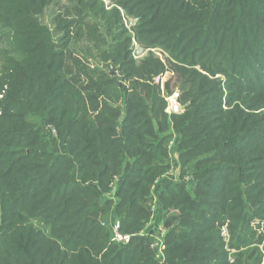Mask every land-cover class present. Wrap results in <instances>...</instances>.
Wrapping results in <instances>:
<instances>
[{"label":"trees","instance_id":"16d2710c","mask_svg":"<svg viewBox=\"0 0 264 264\" xmlns=\"http://www.w3.org/2000/svg\"><path fill=\"white\" fill-rule=\"evenodd\" d=\"M47 2L0 0L7 32L0 49V264H160L153 238L140 232L150 218L152 182L169 168V127L179 136V164L194 179L190 190L183 179L159 194L167 229L162 264L264 261L256 229L264 218V0H116L139 16L147 46L174 62L184 106L170 115L146 79L163 69L159 60L135 66L129 37L116 34L101 58L119 67L129 87L71 51L83 20L56 16L65 30L57 42L40 28L37 14ZM38 118L56 126L62 153L48 149ZM118 176L112 208L119 231L130 235L121 246L101 220L112 205L102 198ZM225 212L236 221L231 258L205 237ZM249 221L255 225L241 237Z\"/></svg>","mask_w":264,"mask_h":264},{"label":"rangeland","instance_id":"374dc122","mask_svg":"<svg viewBox=\"0 0 264 264\" xmlns=\"http://www.w3.org/2000/svg\"><path fill=\"white\" fill-rule=\"evenodd\" d=\"M91 1H96V4H93L92 8H87V5L91 4ZM77 10L81 11L78 13ZM103 10V11H101ZM115 10L118 12L117 21ZM60 15L62 21L64 19L72 20H83V27H81V35L78 37H73L69 47L71 51L75 54H78L84 59H87L90 63L98 65L97 67L103 66L105 72L114 73L113 75L118 80H122L126 85H130V80H124L122 78V73L117 65L112 64L111 62H104L101 58V53L107 47V44L112 43L113 37L121 32V38L129 37V44L127 47L130 51L131 57L134 60L135 66H140L144 60L152 56L155 59L159 60L163 69L157 73H152L151 76L146 79L149 84L154 85L159 90V94L162 99L165 101L164 113L166 107L165 98L170 95L173 91H179L182 94V90L178 87V80L173 69V61L169 57L166 51L161 47H150L147 46L145 41L142 40L141 36L138 35L137 29L139 27V16L136 14L131 15L127 14L126 10L119 7L116 4V0H48V2L40 9L37 14V21L41 29L49 32L50 36L55 39L61 36L65 30L58 29L64 22H57L55 17ZM110 23V28H108L107 23ZM79 27V24L75 25L72 29L74 31L75 27ZM57 29V30H56ZM14 33V31L12 30ZM7 32L0 27V49L4 48L7 43ZM4 35V36H2ZM3 37V38H1ZM58 41V40H57ZM56 41V42H57ZM5 62V58L0 56V70L2 71V66ZM100 63L102 65L99 66ZM106 63V64H105ZM198 69V67H196ZM220 81H224V76H216ZM130 87V86H129ZM6 90V87H5ZM5 92L2 91L1 94ZM181 94L179 98L180 104L184 106V103L180 101ZM2 98V96H0ZM169 115V114H167ZM35 120V119H34ZM36 129L40 130L41 133H45L47 137V147L49 150L54 152L62 153L63 152V143L58 137L57 128L55 125L47 123L43 118H38L35 120ZM169 132L171 138L168 142V162L169 168L166 170V173L161 177V180L155 179L150 188L151 204H150V218L145 223V227L141 230V234L146 236H151L153 238L152 248L155 254V258L159 261L160 264L163 263V237L167 232V229L163 225V208L160 203L159 194L165 185L170 184V182L175 181H184L187 183V188L190 190L188 184L194 179V173L192 170H183L179 164L180 160L178 159V152L176 147L178 145L179 136H177L176 131L173 127H169ZM126 168V167H125ZM124 168V169H125ZM121 176V175H120ZM120 176L114 184V187L111 189V192L102 198V200L110 199L112 202L111 208L101 217L102 224L107 227L111 232V240L116 243L118 246L124 245L128 242L130 235L119 231L118 218L114 216L113 206L116 203V193L117 188L120 185ZM120 177V178H119ZM117 178V177H116ZM214 211L217 210V208ZM222 212V211H221ZM236 213V212H235ZM252 213V212H249ZM224 215L223 224H219V221H214L210 229L205 232V237H209L210 245L217 247L222 254H226L227 258H231L234 254V250L230 248V243L233 241L234 231L236 221H233L230 215H233V212H225L221 214ZM236 215V214H234ZM248 215V214H247ZM248 218V216H247ZM260 219V218H258ZM259 221V226H256L257 233L264 236V218ZM238 223V222H237ZM211 223L208 224L210 226ZM243 231H241L242 236L245 237L246 230L250 225H255L253 221L244 223ZM233 225V226H232ZM253 247L252 244L245 245L244 249L249 251ZM259 248L262 250V260L264 259V240L259 244ZM2 249V247H1ZM260 264H264L262 261Z\"/></svg>","mask_w":264,"mask_h":264},{"label":"built area","instance_id":"2783aa9c","mask_svg":"<svg viewBox=\"0 0 264 264\" xmlns=\"http://www.w3.org/2000/svg\"><path fill=\"white\" fill-rule=\"evenodd\" d=\"M180 98V92L179 91H173L170 95H168L165 100H166V107H165V112L167 114H175L179 113L183 109V105L180 104L179 102Z\"/></svg>","mask_w":264,"mask_h":264}]
</instances>
